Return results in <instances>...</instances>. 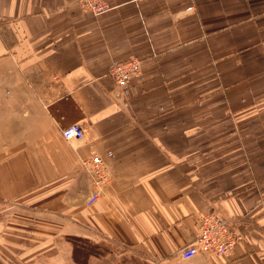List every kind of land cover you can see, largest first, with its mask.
Wrapping results in <instances>:
<instances>
[{
  "label": "crops",
  "instance_id": "crops-1",
  "mask_svg": "<svg viewBox=\"0 0 264 264\" xmlns=\"http://www.w3.org/2000/svg\"><path fill=\"white\" fill-rule=\"evenodd\" d=\"M104 1L0 0V264H77L68 237L118 264H264V0ZM92 154L109 180L86 205ZM206 211L244 240L184 260Z\"/></svg>",
  "mask_w": 264,
  "mask_h": 264
},
{
  "label": "built area",
  "instance_id": "built-area-1",
  "mask_svg": "<svg viewBox=\"0 0 264 264\" xmlns=\"http://www.w3.org/2000/svg\"><path fill=\"white\" fill-rule=\"evenodd\" d=\"M78 6L93 15L103 14L111 8L104 0H78ZM191 9L192 6L187 7V10ZM139 72L140 60L134 57L116 62L108 69V74L119 88L126 87L129 80ZM61 136L66 140H79L83 138V130L79 124L72 123L61 129ZM83 164L92 186L85 204L91 205L108 182L109 172L97 154L90 155ZM243 240V234L236 230L228 218L213 211L202 212L197 215L194 240L180 250V257L187 260L199 252L208 257L226 256Z\"/></svg>",
  "mask_w": 264,
  "mask_h": 264
},
{
  "label": "rangeland",
  "instance_id": "rangeland-1",
  "mask_svg": "<svg viewBox=\"0 0 264 264\" xmlns=\"http://www.w3.org/2000/svg\"><path fill=\"white\" fill-rule=\"evenodd\" d=\"M90 243H87L88 245V251L86 250V246H83L79 244L80 246L75 249V256L79 259V261H85V255L86 252H91V254L87 257L86 262L83 264H87V260L92 256L95 258H98L101 263H103L106 259L108 261L107 263L113 264L116 263L118 264V257L115 254H118L119 246H114L107 241H99L96 243H93L89 241ZM115 253V254H114ZM89 254V253H88ZM84 259V260H82ZM77 264H81L76 262Z\"/></svg>",
  "mask_w": 264,
  "mask_h": 264
},
{
  "label": "trees",
  "instance_id": "trees-1",
  "mask_svg": "<svg viewBox=\"0 0 264 264\" xmlns=\"http://www.w3.org/2000/svg\"><path fill=\"white\" fill-rule=\"evenodd\" d=\"M68 240H69V242L72 245V259H73V261L74 262L81 263V264L85 263L87 257L91 254V252H86L85 261H83V262L82 261H79V259L77 258V256H75L74 252H75V249H77V247L80 246L79 244H81V245L85 244L83 246H86V250L88 251V245H87V243H90L89 240H87L85 238H80V237H68ZM82 260H84V259H82Z\"/></svg>",
  "mask_w": 264,
  "mask_h": 264
}]
</instances>
